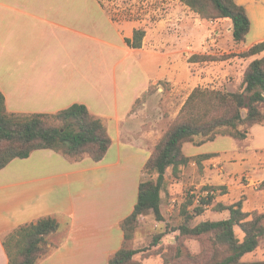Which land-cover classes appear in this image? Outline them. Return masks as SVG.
Returning <instances> with one entry per match:
<instances>
[{"label": "crops", "instance_id": "obj_1", "mask_svg": "<svg viewBox=\"0 0 264 264\" xmlns=\"http://www.w3.org/2000/svg\"><path fill=\"white\" fill-rule=\"evenodd\" d=\"M234 1L251 21L241 46L228 21L202 20L174 0L154 1L152 10L149 1L116 10L123 8L117 1L0 0V91L7 111L55 114L82 104L104 122L113 142L99 163L39 150L0 171V264L9 262L2 238L47 217L57 219L60 229L49 236L50 252L38 264H108L124 244L120 225L137 200L120 211L111 199L97 198L101 184L127 174L132 200L167 123L194 89L236 93L249 64L264 56L190 62L193 56L238 55L264 42V0ZM137 30L146 34L134 49L126 40ZM153 88L157 92L148 96ZM175 101L181 102L177 110ZM222 138L229 143L210 152L202 151L207 143L184 145L187 157L211 155L197 186L226 187L216 203L242 202L247 211L246 205L259 202L261 208L250 211H264V123L244 141L219 136L210 143Z\"/></svg>", "mask_w": 264, "mask_h": 264}, {"label": "trees", "instance_id": "obj_2", "mask_svg": "<svg viewBox=\"0 0 264 264\" xmlns=\"http://www.w3.org/2000/svg\"><path fill=\"white\" fill-rule=\"evenodd\" d=\"M174 1L187 6L202 20L215 23L228 21L235 44L241 46L246 42L251 21L246 9L234 0ZM145 34V31L137 30L133 39H127L126 43L139 49ZM263 53L264 42L238 55L193 56L190 62H217L233 56L247 59ZM142 101L143 99H139L137 103ZM263 123L264 56L249 64L243 75L242 86L236 93L226 89H194L143 168V175L156 178L140 183L134 210L120 225L124 233V244L108 264H134V258L139 251L128 247V243L135 240L141 217L153 215L156 221L164 222L162 193L167 190V173L170 171L179 180L191 163H196L202 171L203 162L211 158V155L185 156V144L202 145L215 141L219 136L244 141L249 137L252 127ZM112 144L104 122L96 119L85 105L74 104L55 114H16L7 111L5 97L0 91V171L14 160L27 159L39 150L54 151L70 162L90 158L99 163L105 158ZM206 191H217L219 195H224L227 188L205 186L202 192ZM191 194H188L181 209L183 223L177 229V259L184 257L188 239L203 241L204 237L209 236L216 250L210 264H264V261H243L246 255L259 248L261 240L264 239V212L247 213L243 210L242 202L228 206L216 203V196L202 197L195 205L197 196ZM212 206L217 212H228V219L205 220L193 227L192 222L204 216L206 210ZM237 227L244 234L242 241L236 235ZM59 229L57 219L47 217L36 223L20 226L5 235L2 244L8 256V264H38L50 252L49 236L57 233ZM171 232L168 233L166 229L157 235L154 245ZM219 248H227L230 255L219 259ZM162 257L163 264H172L168 256ZM186 258L196 259L190 253H186Z\"/></svg>", "mask_w": 264, "mask_h": 264}, {"label": "rangeland", "instance_id": "obj_3", "mask_svg": "<svg viewBox=\"0 0 264 264\" xmlns=\"http://www.w3.org/2000/svg\"><path fill=\"white\" fill-rule=\"evenodd\" d=\"M105 1L119 2L118 4L122 5L123 8H116V10H126L125 6L131 5L133 3L135 4V2H143V1H149L148 8L151 9L152 7L155 6L154 1L157 2V0H105ZM114 7L112 10H115ZM103 23L107 25L108 21L103 19ZM218 89H225V88L221 87ZM155 92H157L156 89L154 88L151 89L150 92L148 93V96H152ZM175 104H176L175 110H177L180 107L181 102L175 101ZM173 121L174 120L167 123L166 130ZM160 140L161 138L158 140V142ZM197 141H200V139H198ZM229 141L230 140H227L226 138H222L215 143L209 142L203 146L202 151L210 152L212 150H216L217 148H223L229 143ZM191 169L192 171H190ZM202 176L203 173L198 168V166L194 168H191L189 166V168L184 171L181 179L179 180L176 179L170 171L167 173V190L162 193L164 222L156 221V218L153 215L140 218V226L137 229L135 240L128 243V247H130L133 250L139 251V254H137L134 258V264H163L164 263L162 257L163 255L168 256L169 259L172 260V264H210L212 257L216 255L215 252L216 250H214L212 246V242L210 240L211 237L209 236L204 237L203 241L199 239H188L186 241V251H184V257L180 259H177L176 257L178 245H179V242L177 241V238L179 237L178 236L179 232H177V229H179V227L183 223V219L181 218V209L188 198V194L192 193L197 196L195 205H197L201 200V198L203 197L201 195L203 194L202 189L204 186L201 187L197 186L200 183ZM155 178L156 177L152 178L151 176L146 174L143 175V181H148L151 179L155 180ZM127 181H128L127 174H123V175L117 174L116 177L114 176L112 177L110 182L104 181V183L101 184L98 190L97 198L101 199L102 202H107L108 204H111V202L109 201L111 199L113 205H115L116 203L117 206L121 208L120 211L122 210L128 211L131 208V206L134 205V202H136L138 198V193L136 192L135 197L131 200V195H130L131 192L128 189V186L130 187V183ZM261 188L263 190L264 185ZM213 206L209 207L206 210L204 216L195 219L191 225L194 227L205 220L216 221L222 217H229L228 212H223L222 215L221 213H217V211L213 209ZM255 207L261 208V204L257 202L256 205L253 206L246 205L245 210L247 211L245 212L247 213L264 212V211H250L251 208H255ZM166 229L168 233L172 231L170 235L164 237L157 245H154L153 242L155 237L161 234V232H164V230ZM235 231L239 240L242 241L244 238V234L240 231L238 227L235 229ZM186 253H190L191 255H194L196 259L186 258ZM229 255L230 252L227 250V248H219L217 251V257L219 259H223ZM243 261L245 262L264 261V239L261 240L259 248L254 253L246 255L243 258ZM55 264H62V263H55Z\"/></svg>", "mask_w": 264, "mask_h": 264}, {"label": "built area", "instance_id": "obj_4", "mask_svg": "<svg viewBox=\"0 0 264 264\" xmlns=\"http://www.w3.org/2000/svg\"><path fill=\"white\" fill-rule=\"evenodd\" d=\"M216 195H217V191H206V192H203L201 196L208 197V196H216Z\"/></svg>", "mask_w": 264, "mask_h": 264}]
</instances>
